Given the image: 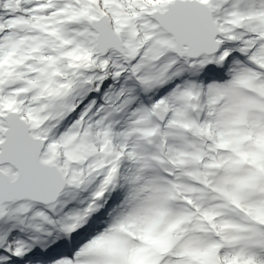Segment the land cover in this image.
Listing matches in <instances>:
<instances>
[{
  "label": "snow or ice",
  "instance_id": "obj_1",
  "mask_svg": "<svg viewBox=\"0 0 264 264\" xmlns=\"http://www.w3.org/2000/svg\"><path fill=\"white\" fill-rule=\"evenodd\" d=\"M0 264H264V0H0Z\"/></svg>",
  "mask_w": 264,
  "mask_h": 264
}]
</instances>
